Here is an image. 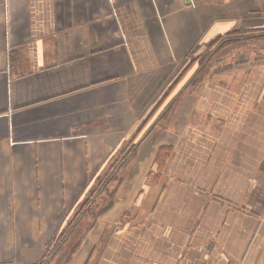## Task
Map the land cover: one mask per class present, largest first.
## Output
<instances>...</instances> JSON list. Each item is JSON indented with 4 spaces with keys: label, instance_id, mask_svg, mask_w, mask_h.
<instances>
[{
    "label": "crops",
    "instance_id": "obj_1",
    "mask_svg": "<svg viewBox=\"0 0 264 264\" xmlns=\"http://www.w3.org/2000/svg\"><path fill=\"white\" fill-rule=\"evenodd\" d=\"M234 28L264 29V0H0V263L63 230L55 264H264V57L191 67L148 118Z\"/></svg>",
    "mask_w": 264,
    "mask_h": 264
},
{
    "label": "rangeland",
    "instance_id": "obj_2",
    "mask_svg": "<svg viewBox=\"0 0 264 264\" xmlns=\"http://www.w3.org/2000/svg\"><path fill=\"white\" fill-rule=\"evenodd\" d=\"M258 34V33H256ZM250 36V35H249ZM253 36V35H252ZM260 36V35H259ZM242 38H245L244 36L243 37H240V40L242 41H239V43L237 41H230L231 39L227 38L226 40H223L221 42H219L216 46H214L215 49L219 48L220 46H224L222 48V50L215 56L212 57L211 60H205L201 65L200 67H198L196 69V71L194 72V74L198 73L202 67H204L206 65V68L203 70V73H201L200 75V78H202L204 76V74H207L208 72H210L211 70H214L215 67H220V70H223L229 66H231L230 63H228V60L227 62L224 60L222 63L221 61H219L220 57L222 58L223 56H225L226 54L227 55H230V58L232 56L233 53H236V52H239V51H247L248 53L250 52L252 54V51L255 52L256 54H254L252 56V58H256V57H264V38H260V37H257L258 39H255V38H251V39H242ZM246 41V42H245ZM228 42H232L231 44L228 43ZM230 44V45H229ZM202 50V51H201ZM213 50V49H212ZM211 50V52H212ZM201 51V52H200ZM208 49H207V45H204L203 49L201 48L200 50L197 51L200 52L199 54H197L196 56H202L203 54L207 53ZM210 52V54H211ZM209 54V55H210ZM208 55V56H209ZM208 58V57H207ZM210 62V63H209ZM230 62V61H229ZM229 65V66H228ZM134 136V135H133ZM132 136V137H133ZM131 137V138H132ZM130 138V139H131ZM129 139V140H130ZM125 142L122 147L120 148V150L117 152V154H115L108 162V164L106 165L104 171H102L100 173V175L98 176V178L96 179L93 187L91 188V190L95 191L98 189V183L99 182H105V180L108 178L109 174L112 173V167H116L118 164L121 163L122 160H124L127 156L123 157V155L128 151V142ZM125 152V153H124ZM122 174L123 173H120L119 175V179L122 181ZM113 185V183H112ZM103 187V186H102ZM102 187L100 188V190H102ZM109 189H111V185H109ZM90 190V191H91ZM100 190L98 192H100ZM107 190V189H106ZM107 194V191H105V193H103V195H106ZM106 200V199H105ZM88 204H79L76 208H75V211L74 213H78V211H83L84 207L87 206ZM95 211V209H94ZM89 214H86L85 215V219H83V225H85L88 221H89ZM75 219L74 216L70 217V219L68 220V222H72L74 223L75 222ZM83 225H81V227H83ZM61 232H59L58 234H56V238L57 236L60 234ZM78 234L75 236V235H72L70 237V241L65 244L64 242L61 243V245L58 247V249L54 252V254L51 256V259L54 260V263H58V262H62L61 258L63 257V255L67 252V251H71V250H75L77 248V246L74 244V240L75 238H78ZM58 240V238L56 239ZM49 260V259H48ZM47 263V260L43 262V264H46Z\"/></svg>",
    "mask_w": 264,
    "mask_h": 264
},
{
    "label": "trees",
    "instance_id": "obj_3",
    "mask_svg": "<svg viewBox=\"0 0 264 264\" xmlns=\"http://www.w3.org/2000/svg\"><path fill=\"white\" fill-rule=\"evenodd\" d=\"M256 33H258V34H256ZM252 35H258V36L260 35V36L264 37V29H253V30H246L245 29L244 30V29H241V28H234V29L229 30L228 32H226V33H224V34H222L220 36H217L215 39H213L210 42H208L206 44L208 51H207V53L203 54L202 56L193 57L191 55H188V57H187L188 58L187 65L184 67V69L182 71H180L176 75L174 80L162 92L160 98L158 99L157 104L153 108V110H152L150 116H148V118L151 117L155 113V111H157V109H160L158 115L161 114V111H163L168 106V104L173 100L175 95L172 94V93L174 92V89L178 85V83L182 80L183 75H185V73L191 67H193L194 71L198 67H200V65L207 59V57L210 54V52L213 49V47L216 46L219 42H221L223 40H226L227 38L231 39L230 41L239 42V41H242V40H240V37L244 36L245 38H242V39H246L247 40V39L253 38ZM205 68H206V65L201 68V70L194 76V78L192 79L191 82L194 83L197 80V78L199 77V74ZM144 125H145V121L140 125V127L136 130V133L134 134V136L129 140V142H128V151L126 153L124 152L125 154L123 155V157L128 156L130 151L133 149L134 145L136 144L135 143V141L137 140L136 137L141 132V130L143 129ZM165 149H166L165 146H162L158 150V153H157V156H156V162L158 163V165H160L161 162H163V160H164ZM65 235H66V232H64L62 230V232L57 236L58 240H56L57 239L56 237L54 239L52 238L50 240V242L47 244L42 258L37 263H34V264H43L44 261L50 259L51 256L54 254V252L61 245V243L64 242L63 240H64ZM0 264H13V263L4 262V263H0Z\"/></svg>",
    "mask_w": 264,
    "mask_h": 264
}]
</instances>
